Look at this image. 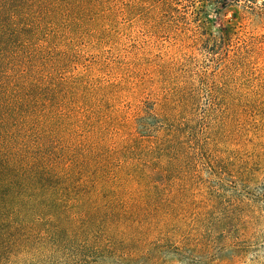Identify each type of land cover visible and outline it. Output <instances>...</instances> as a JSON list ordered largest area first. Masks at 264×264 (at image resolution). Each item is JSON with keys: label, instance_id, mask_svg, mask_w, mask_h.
Masks as SVG:
<instances>
[{"label": "rangeland", "instance_id": "obj_1", "mask_svg": "<svg viewBox=\"0 0 264 264\" xmlns=\"http://www.w3.org/2000/svg\"><path fill=\"white\" fill-rule=\"evenodd\" d=\"M84 27L73 39L84 65L96 62L89 70L118 84L133 107L163 98L174 84L203 83L215 110L204 122L188 116L181 131L201 143L205 158L181 166L178 179L132 183L141 191L72 199L36 214L43 221L21 233L27 257L35 253V264H264V138L251 120L264 119V0H108ZM219 36L223 42L209 50ZM47 217L73 224L55 228Z\"/></svg>", "mask_w": 264, "mask_h": 264}, {"label": "trees", "instance_id": "obj_2", "mask_svg": "<svg viewBox=\"0 0 264 264\" xmlns=\"http://www.w3.org/2000/svg\"><path fill=\"white\" fill-rule=\"evenodd\" d=\"M106 1L0 0V264H35L21 233L43 221L36 214L72 199L141 191L132 183L178 179L181 166L205 158L201 143L181 131L188 116L204 122L215 110L202 82L174 84L133 107L118 84L89 70L96 62L84 65L73 39ZM252 119L264 138V119Z\"/></svg>", "mask_w": 264, "mask_h": 264}]
</instances>
